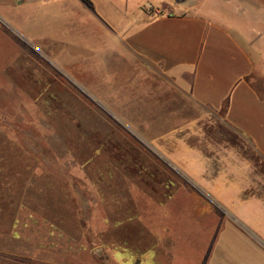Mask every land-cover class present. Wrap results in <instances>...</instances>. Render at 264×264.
Segmentation results:
<instances>
[{
  "label": "rangeland",
  "instance_id": "1",
  "mask_svg": "<svg viewBox=\"0 0 264 264\" xmlns=\"http://www.w3.org/2000/svg\"><path fill=\"white\" fill-rule=\"evenodd\" d=\"M12 1L0 0V264H174L182 238L207 240V218L190 211V178L96 86L114 50L98 11L117 10Z\"/></svg>",
  "mask_w": 264,
  "mask_h": 264
},
{
  "label": "crops",
  "instance_id": "2",
  "mask_svg": "<svg viewBox=\"0 0 264 264\" xmlns=\"http://www.w3.org/2000/svg\"><path fill=\"white\" fill-rule=\"evenodd\" d=\"M74 2L117 10L98 11L114 50L96 86L196 189L209 235L182 238L174 264H264V0Z\"/></svg>",
  "mask_w": 264,
  "mask_h": 264
},
{
  "label": "built area",
  "instance_id": "3",
  "mask_svg": "<svg viewBox=\"0 0 264 264\" xmlns=\"http://www.w3.org/2000/svg\"><path fill=\"white\" fill-rule=\"evenodd\" d=\"M158 12H156V14H157Z\"/></svg>",
  "mask_w": 264,
  "mask_h": 264
}]
</instances>
